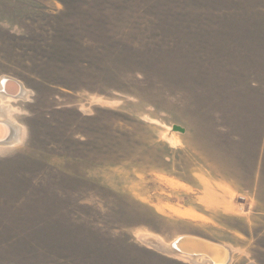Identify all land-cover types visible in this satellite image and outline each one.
Returning a JSON list of instances; mask_svg holds the SVG:
<instances>
[{"label":"rangeland","instance_id":"374dc122","mask_svg":"<svg viewBox=\"0 0 264 264\" xmlns=\"http://www.w3.org/2000/svg\"><path fill=\"white\" fill-rule=\"evenodd\" d=\"M0 264H264V0H0Z\"/></svg>","mask_w":264,"mask_h":264},{"label":"bare ground","instance_id":"6f19581e","mask_svg":"<svg viewBox=\"0 0 264 264\" xmlns=\"http://www.w3.org/2000/svg\"><path fill=\"white\" fill-rule=\"evenodd\" d=\"M8 77H4L0 79V133H4L6 131H2L4 129L8 130V136L0 140V147L7 146H15L21 141L22 138V126L21 124L12 119L9 116V112L11 110V106L9 103L15 99H28L29 90L21 83H8ZM200 238L205 242L208 246V255H196V254H186L182 253L180 250L176 249L175 244L183 238ZM231 248V247H230ZM227 245H223L220 243H214L210 240L196 237V236H180L173 241V243L167 245V249L173 253H178L184 257H187L195 262V264H227L229 261H232L231 250Z\"/></svg>","mask_w":264,"mask_h":264},{"label":"water","instance_id":"95a60500","mask_svg":"<svg viewBox=\"0 0 264 264\" xmlns=\"http://www.w3.org/2000/svg\"><path fill=\"white\" fill-rule=\"evenodd\" d=\"M10 82H12V81H8V83H10ZM12 83H14V82H12ZM2 131H6V132L10 133L6 129H4ZM6 132L0 133V140H3L8 136V133H6ZM175 247H176V249H178V251L180 250L182 253L210 256V254L208 252V246L200 238L188 237V238L180 239L175 244Z\"/></svg>","mask_w":264,"mask_h":264}]
</instances>
